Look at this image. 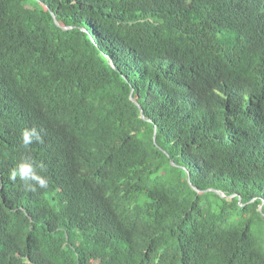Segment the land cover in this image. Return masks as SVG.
<instances>
[{
	"label": "trees",
	"instance_id": "16d2710c",
	"mask_svg": "<svg viewBox=\"0 0 264 264\" xmlns=\"http://www.w3.org/2000/svg\"><path fill=\"white\" fill-rule=\"evenodd\" d=\"M0 264H264V0H0Z\"/></svg>",
	"mask_w": 264,
	"mask_h": 264
},
{
	"label": "clouds",
	"instance_id": "9594fccd",
	"mask_svg": "<svg viewBox=\"0 0 264 264\" xmlns=\"http://www.w3.org/2000/svg\"><path fill=\"white\" fill-rule=\"evenodd\" d=\"M21 136L22 146L25 150H28L33 143H44L41 130L37 126L24 128ZM8 178L14 184L19 181L22 190L29 193L45 190L49 186V178L46 175V168L43 163H36L29 158L18 160L9 169Z\"/></svg>",
	"mask_w": 264,
	"mask_h": 264
},
{
	"label": "water",
	"instance_id": "95a60500",
	"mask_svg": "<svg viewBox=\"0 0 264 264\" xmlns=\"http://www.w3.org/2000/svg\"><path fill=\"white\" fill-rule=\"evenodd\" d=\"M53 17H54V19H55V22L58 24V21H57V19L55 18V16H54V14H53ZM65 28H67V27H65ZM112 64V63H111ZM113 65V64H112ZM188 180H189V178H188ZM190 183V182H189ZM195 190H197V191H199L196 187H193ZM213 190H215V189H213ZM219 194H221L222 196H226L224 193H222L220 190H216ZM233 195H230L229 197H232Z\"/></svg>",
	"mask_w": 264,
	"mask_h": 264
}]
</instances>
